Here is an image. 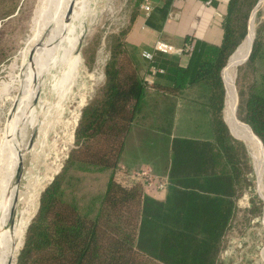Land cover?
<instances>
[{"label": "trees", "instance_id": "trees-1", "mask_svg": "<svg viewBox=\"0 0 264 264\" xmlns=\"http://www.w3.org/2000/svg\"><path fill=\"white\" fill-rule=\"evenodd\" d=\"M258 1L229 0L220 45L187 37L183 48L190 56L187 66L161 51L154 57L153 65L163 72L153 74L158 76L153 88L168 95L154 118L156 126L170 137L176 96L200 84L209 94L205 105L213 133L212 139L175 136L170 140L163 198L157 197L160 190L144 188L130 167L120 165L127 136L144 110L149 91L127 47L130 25L119 34L106 64V81L84 106L75 147L41 193L17 264H220L225 237L237 216V199L253 186L246 146L229 128L237 138L242 136L229 123L228 128L224 119L223 78L226 83L230 55L250 32ZM20 3L0 0V19L13 15ZM136 16L137 12L132 21ZM82 19L74 22L73 51L83 34ZM251 47L249 58L242 63L247 67L262 56L261 26L256 27L244 55ZM67 56L63 55L64 60ZM238 96L243 120L238 117L264 144V75L249 90L240 88ZM77 170L100 171L105 176L96 190V185L93 191L87 190L92 197L86 201L85 196L84 207L76 195H66Z\"/></svg>", "mask_w": 264, "mask_h": 264}, {"label": "rangeland", "instance_id": "rangeland-1", "mask_svg": "<svg viewBox=\"0 0 264 264\" xmlns=\"http://www.w3.org/2000/svg\"><path fill=\"white\" fill-rule=\"evenodd\" d=\"M141 2V0H21L13 15L0 19V60L3 59L0 62V195L2 193L0 250L5 249L0 264H15V262L17 264L27 229L37 213L41 193L61 170L69 153L75 147V131L83 108L96 97L104 85L106 64L112 54V45L116 43L119 34L128 28L134 14L141 10ZM70 4L72 11L67 21ZM66 9L65 17L51 26L50 41L52 42L48 51L66 40L73 21L84 14L83 34L78 41V48L68 54L64 62L60 63L58 57L57 62L45 67L47 51L41 57L42 72L38 78L31 80L36 73L38 64L36 53L45 31L52 19ZM252 23L255 29L254 38L256 27L264 28V0L253 9ZM249 44L240 51L246 50ZM238 51L239 47L233 53L232 60ZM242 52L238 57L233 78L237 94L240 88L249 90V86L264 75V47L261 51L262 56L249 67L246 63L239 65V62L248 55V51L245 55ZM78 54L82 57V63L78 76L72 78L70 77L72 62ZM53 55H56L55 51L51 57ZM241 56L243 57L239 61ZM146 82L148 89L154 87L153 81L146 80ZM39 87L40 97L37 107L32 108L26 121L23 122L24 118L20 119V110L18 106L16 107L19 95L23 91L26 94L24 102L29 101L26 114L35 102ZM66 88H69L68 92L63 97L60 96L59 92ZM237 100L235 98L232 112L234 116L238 113L242 119L239 101L237 110ZM157 102L163 105L161 98H158ZM149 111L154 119L161 112V107ZM19 126L21 128L16 135ZM238 133L243 137L239 139L247 145L246 150L253 166L251 173L253 186L246 189L237 199V216L225 237L220 264H264V151L253 134L249 139ZM168 144L169 137L166 134L155 138L150 133L135 128L126 140L123 154L127 152V156L125 155L123 160L128 157L156 159L154 160L156 165L143 166L151 168L155 174L168 176V166H166L169 157ZM8 150L9 161L4 164V156ZM254 153L263 158V163L259 166L261 168H257L258 172L255 168ZM20 159H23V171L14 204L11 193L19 174L17 164ZM11 165H14V170L7 178L4 174ZM99 172L77 170L74 174L75 179L73 178V182L67 186L66 195L71 198L76 195L79 204L86 206L83 202L85 196L86 201L92 197H88L91 194L87 190L93 191L94 185L96 190L98 184L105 182V176ZM6 192L10 196L5 207L3 200ZM249 208H254V211Z\"/></svg>", "mask_w": 264, "mask_h": 264}, {"label": "crops", "instance_id": "crops-1", "mask_svg": "<svg viewBox=\"0 0 264 264\" xmlns=\"http://www.w3.org/2000/svg\"><path fill=\"white\" fill-rule=\"evenodd\" d=\"M143 1L144 0H142V2ZM148 1L152 4V9L149 14L145 13L144 10L141 9L137 13V16L134 18V20L131 22L130 27L126 33L127 47L134 57L140 74L143 76L144 80L152 82L158 77L153 76L154 73L158 74V72H163L162 69L157 68L153 65L154 59L148 60L142 55V52L144 50L155 51V46L158 42H164L168 44L170 47V51L163 53L167 54L168 56L174 57L178 61V63L183 66H187L190 59V56L188 54L183 53V48L186 43L187 37L216 45H220L222 43L229 0ZM83 15H80L79 17H82ZM74 22L75 20L73 21L72 28L66 40L58 46L51 47L49 51L47 50L48 54L45 61V67H47L48 64L52 65L54 62H57L58 57L60 59V63L64 62L63 55L71 54V52H73V42L77 39ZM251 30L252 28L250 29V31ZM254 31L255 29L253 27V34ZM51 42L52 40L50 41V43ZM54 51L56 52V55H53V57H51ZM158 52L160 51L155 52V56ZM52 58H54V60H52ZM81 63L82 57L80 54H78V56H76L72 62V75L70 77L74 78L76 77V75L78 76ZM69 88H66V90H63L62 92H59V95L63 97L68 92ZM227 89L228 93L226 91L224 106V114H226V117L227 100L229 95L228 76L226 80V90ZM147 90H149V93L146 97L144 110L142 114L139 115L137 122L133 124V127L130 130L129 134L136 128L141 129V131H144L146 133H150L152 136H155V138H160L164 133L163 131H160V129L155 125L156 122H154L155 120L152 118V113L149 110H156L159 108V106L163 108V105H159L156 101L158 98L163 99L168 95L164 91L156 90L155 88L148 89L147 87ZM208 95V91L205 89V87L203 85L197 84L188 86L176 96V114L172 135H170L169 137L168 150L170 147V140L175 136L212 139V119L205 105L209 97ZM235 95L237 100L236 91ZM236 117L239 121L241 120L237 114ZM242 122L245 123L244 121ZM129 134L127 138L129 137ZM26 138L27 136L25 137V139ZM125 155L127 156V152H125L121 156L120 165L122 167H130L133 170L141 168L143 165L147 164L156 165V162H154V160L156 159L144 160L142 159V157H128L127 159L124 158L123 160V157ZM254 163L255 168L258 172V169L261 168L259 167L261 166L260 164L263 163V158H261L259 154L254 153ZM168 165L169 157L166 166ZM164 191L165 190H163V192L158 191L159 195L157 197L163 198L166 194V191Z\"/></svg>", "mask_w": 264, "mask_h": 264}, {"label": "bare ground", "instance_id": "bare-ground-1", "mask_svg": "<svg viewBox=\"0 0 264 264\" xmlns=\"http://www.w3.org/2000/svg\"><path fill=\"white\" fill-rule=\"evenodd\" d=\"M66 11H67V9L64 10L63 12H61V14L58 17L53 18L52 21L49 23V27L46 29L45 34H44V36L42 38V41L39 44V47L37 49L36 55H37L38 64H37V68H36V73L31 77L32 78L31 80L38 78V76L40 75V73L43 70V67H42L43 66L42 65L43 62H42L41 57H42V55H44L47 52L49 44H50V35H51V32H52L51 26L56 24V23H58V22H60L65 17ZM253 27H254V24L252 23V27H251L252 30H253ZM252 30L248 33L247 39L244 42H242V44L239 46V51L234 55L232 68H231V63H232V58H231V62H230V69L231 70L229 71V75H228L229 95H228V100H227V117H226V114H224V115H225L226 121L229 124H231L238 132H240L241 134H243L244 136H246L249 139H251L252 134H253V136L255 138H257L258 142L261 144L259 138L253 132L252 128L248 124L239 121L237 119V117L234 116V114L231 112V108H232V106H233V104L235 102V98H236L235 91H234V84H233L234 80H233V78H234L235 68H236V65H237V62H238L237 60H238V57H239L240 53L242 52L240 50L245 48L248 43L251 44V42H252L253 36H254V34L252 33ZM24 49H22V50H24ZM246 50H244L242 53L244 54ZM27 52L28 51L26 50V53ZM21 87L23 88L22 85H21ZM227 93H228V89H227ZM25 99H26V94H24L23 91H22V93L19 95V99H18V102H17V105H16V107L18 106L17 107L18 110H20V114H19L20 119L24 118L23 116L25 114L27 104L29 103L28 100L26 102H24ZM224 112H225V110H224ZM261 146H262V144H261ZM17 155H18V152H17ZM17 155H16V158H17ZM258 181L260 182L259 178H258ZM4 250H5L4 248H2L0 250V258H2L4 256Z\"/></svg>", "mask_w": 264, "mask_h": 264}, {"label": "built area", "instance_id": "built-area-1", "mask_svg": "<svg viewBox=\"0 0 264 264\" xmlns=\"http://www.w3.org/2000/svg\"><path fill=\"white\" fill-rule=\"evenodd\" d=\"M140 7L145 13L149 14L152 4L148 0H144L141 2ZM156 51L169 52L170 47L164 42H158L155 46V51L144 50L142 55L148 60H153ZM132 173L142 181L144 188H155L163 191L168 186V176L155 174L149 167L144 166L138 168V170H132Z\"/></svg>", "mask_w": 264, "mask_h": 264}, {"label": "water", "instance_id": "water-1", "mask_svg": "<svg viewBox=\"0 0 264 264\" xmlns=\"http://www.w3.org/2000/svg\"><path fill=\"white\" fill-rule=\"evenodd\" d=\"M260 2H261V0H259L258 1V3H257V6L258 5H260ZM71 11H72V4H70V7H69V10H68V13H67V21H69V18H70V15H71ZM240 45V44H239ZM239 45H238V47H239ZM238 47L236 48V50L238 49ZM252 47H253V44H252ZM252 47H251V49H250V51H249V53H248V55H247V57L246 58H244L242 61H240L239 62V65H241L242 63H244L248 58H249V56H250V54H251V51H252ZM235 50V51H236ZM234 51V52H235ZM232 56V54L230 55V57ZM230 57H229V59H230ZM229 59H228V61H229ZM223 70V69H222ZM222 78H223V75H222ZM223 81H224V85H225V91H227L226 90V83H225V80H224V78H223ZM41 86V85H40ZM38 97H40V87L37 89V94H36V99H35V102H34V104L32 105V107L29 109V111L24 115V121L23 122H25L26 121V118L29 116V114H30V111L32 110V108H34V107H37V101H38ZM225 99H226V93H225ZM237 110H238V101H239V96H238V94H237ZM224 106H225V101H224ZM37 109V108H36ZM223 111H224V109H223ZM226 121V120H225ZM227 123V122H226ZM228 125V124H227ZM21 126V125H20ZM18 127V130H17V132H16V135H18V133H19V130H20V128L21 127ZM250 126V125H249ZM251 127V126H250ZM228 128H229V125H228ZM252 128V127H251ZM253 130V129H252ZM229 131H230V133L232 134V136H234L236 139H238V140H240V141H242L241 139H239V138H237L232 132H231V130H230V128H229ZM254 132V131H253ZM257 137H258V135H256ZM259 138V137H258ZM259 140H260V142H261V144H262V147H263V150H264V144H263V142H262V140L259 138ZM243 142V141H242ZM244 144H245V142H243ZM246 145V144H245ZM246 147H247V145H246ZM248 149V148H247ZM249 152V151H248ZM17 166H18V172H19V174H18V177H17V179H16V183H15V188H14V190L12 191V193H11V196H12V198H13V203L15 204V201H16V199H17V191H18V188H19V184H20V181H21V178H22V171H23V159H20V160H18V164H17ZM8 196H10V194H8L7 192L5 193V197H4V206L6 207V205H7V199H8ZM17 255H18V252H17ZM16 260H17V256H16ZM15 264H16V262H15Z\"/></svg>", "mask_w": 264, "mask_h": 264}, {"label": "flooded vegetation", "instance_id": "flooded-vegetation-1", "mask_svg": "<svg viewBox=\"0 0 264 264\" xmlns=\"http://www.w3.org/2000/svg\"><path fill=\"white\" fill-rule=\"evenodd\" d=\"M8 153H9V150L8 151H6V154H5V160H4V164H6V163H8ZM6 168V167H5ZM13 170H14V165H11V167H9L8 168V170L5 172V176L7 177V178H9L10 177V175L12 174V172H13ZM2 196V193H1V195H0V197Z\"/></svg>", "mask_w": 264, "mask_h": 264}]
</instances>
